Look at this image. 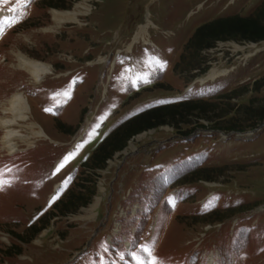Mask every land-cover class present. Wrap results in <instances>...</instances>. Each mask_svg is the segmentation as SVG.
<instances>
[{
    "label": "rangeland",
    "instance_id": "obj_1",
    "mask_svg": "<svg viewBox=\"0 0 264 264\" xmlns=\"http://www.w3.org/2000/svg\"><path fill=\"white\" fill-rule=\"evenodd\" d=\"M45 1H30L27 3L28 5L25 4L16 9L17 16H23L32 11L28 21L32 27L46 25L45 22L48 21V25L43 30L30 29L19 36L24 37V44L27 48L29 47V50L39 47L42 43V46L36 49V54L45 60L49 71L50 66L55 69V65L61 63L59 58L64 60L68 58L66 52H69L74 60L67 66L77 69L78 72L70 78L55 79L51 85V92L45 94L43 98L40 97L38 91L29 90L28 101L33 117L45 128L47 136L52 139L66 137L62 136L58 126L62 130H68L69 127L73 128L74 125H77L82 117L89 123L82 141L63 162L61 160L56 162V159H62L64 151L51 146L45 139H41L36 148L21 151L13 157L0 155V231H4L6 234L10 230L23 234L33 220L38 222L42 208H48L46 205L49 197L47 199V196L53 191V184L64 181L68 169L72 165L93 153L107 138L109 133L104 138L105 133L109 132L113 126L120 124L125 114L129 113L130 115L134 112L128 111L129 108L138 104L139 106H135L138 110L147 102H153L155 96L153 94L156 90H167L163 88V85H173L174 83L171 78L168 81H161L156 79L157 76L164 79L170 74L184 76L189 66L199 65L205 59L204 64L210 65V67L219 71L228 70L227 74L221 76L226 80L221 79L217 82L216 85L222 86L219 89L214 86V82L218 78L208 81L204 85L196 83L198 84L196 93H191L190 98L211 94H208V90H214L211 87L224 91L244 85L236 90L240 91L243 96L240 95L242 97L239 99L237 96L231 97V101H229L230 104H233L232 109L238 116L242 112L237 108H241V106L252 107V109L264 106V86H262L263 83H259L264 78V54L251 64L253 57L264 51V41L258 43L235 40L218 41L212 48L200 53L183 48L196 27L215 18L221 4L228 0L222 2H218V0H72L69 2L71 4L70 11L75 10L82 2L86 3L84 9L79 7V10L84 14L80 13L74 16L76 20L84 22L81 26L71 20L60 24L55 22L52 12L58 10L48 11V19L43 20L46 16L45 11L49 7ZM262 1L235 0L233 6L228 7L224 11L225 13L219 16L233 15L238 12L239 15L246 16ZM76 4L78 5L76 6ZM142 15H147L151 24L147 31L150 43L146 45L143 42L133 43L127 51L125 47L129 45L130 33L136 24L143 21ZM24 22L22 21V23ZM140 29L143 31L142 26ZM10 40L12 39L10 38ZM83 48L91 59L98 54L107 55L111 62V69L108 71L107 65L102 63L96 65L84 63V57L87 55L83 54ZM192 60L195 62L190 63ZM13 61V65L20 71L15 58ZM245 63V66H241ZM169 65L170 67H168ZM238 66L246 72L239 73L242 76L237 74L234 76ZM172 67L176 68L178 73L170 71ZM232 68L236 69L230 71ZM167 69L168 71L165 73ZM217 75L218 73L214 69L206 79L215 78ZM180 78L181 81L186 79ZM242 90L245 92H241ZM48 105L62 106L65 110L62 113L65 121L53 119L48 115L46 113ZM231 117L233 118L232 114ZM48 118L61 122L48 121ZM202 123L207 124L206 121H202ZM194 124L195 122L192 121L187 126L192 128ZM159 128L160 132L170 133L172 131L168 125ZM19 129L29 133V129L24 126ZM37 129L40 130V128ZM179 129L187 130L185 126ZM197 129L193 130L190 135L195 134ZM153 133L154 130L150 129L134 135L128 140L123 150L116 152L107 161L105 168L96 170L94 175L95 192L92 200L96 197L100 198L104 194L103 197L106 196V201L112 199L113 207L116 206L117 200L127 192L126 189L130 183L129 176L123 177L124 170L127 168L128 171L134 168L136 172H139L140 166L133 165L142 160L146 163L151 161L160 165H169L170 161H174L176 166H181L196 163L203 157L215 153L220 159L216 156L215 161L210 164L213 166L214 163L219 162L218 164L226 166L223 176H217L214 179L220 183L221 187L208 188L195 183L193 186L195 188H189V191L195 193L194 197L197 199L203 197L210 190L213 191L214 197L211 202H206L204 207L224 209L220 199L227 205L234 206L253 201H264V125L247 140H237L231 137L227 142L217 144L214 141L216 137H213L210 147L207 149L200 147L199 142L208 141L212 137L198 136L192 143L187 141L166 143L156 153H154L156 148L152 149V144L153 142L155 144L153 140L157 135L154 137ZM180 133L182 134V132ZM164 134L166 135L164 138L160 137L163 140L168 137V134ZM37 137L39 138V136ZM219 138L222 139L221 136ZM223 140H220V143ZM0 145L2 147L1 143ZM68 161L70 162L65 168ZM58 163L59 167L55 168ZM125 163H128L129 166H126ZM113 168L119 170V174L115 175V178L111 174ZM83 169L84 171L79 174L74 185H71L70 188L76 189V182L82 183L81 179L90 172L87 167ZM139 174L141 175V172ZM68 184L67 182L64 186L66 187ZM227 190H231V196L226 195ZM235 190L238 191L236 195H234ZM162 200L163 197H161ZM187 204L188 199L182 206L181 204L178 206L180 209L170 215L160 212L153 240L150 243L141 244L138 249L147 252L149 264H177L188 252L189 248L185 242L197 236L201 225L193 223L194 219L191 222V219L179 220L176 217L178 214L182 216L180 213L184 212ZM92 205L91 203L87 207H81L72 214L54 216L50 219L48 227L40 233L44 238L39 237L36 241L25 243L18 239L17 242L10 244L11 241L7 236L1 235L0 246H7L4 247V250L20 247L23 254L22 256L8 255L2 252L1 257L8 264H121L119 262L121 247L118 244V239L113 241L114 246L111 247L105 240L107 232L105 228L98 229L100 222L101 226L105 225L104 220L98 221L97 219L96 224L95 222L88 223L95 220V212L93 214L89 210ZM51 210L48 208L45 213L48 214ZM244 211L239 212L244 213ZM190 213L195 214V212ZM104 216L105 209L102 203L99 217L103 218ZM226 216L225 214L223 219L228 223L229 217ZM239 219L235 229L244 228L245 237H242L240 232L235 229L230 230L231 233L233 232L232 239L227 234L222 236L226 231L224 228L221 238L217 241L223 248H233L239 254L243 252L244 247L246 255L241 260L243 264H264V213L257 215L255 225L252 224L254 217L244 219L240 216ZM37 222H34L33 225ZM107 225H110V220L107 221ZM115 225L119 230L120 225ZM224 226L229 227L230 224L225 225L224 223ZM114 229L115 226L112 233H115ZM49 230L52 231L48 232ZM58 232H63L67 238H62ZM236 234L240 236L237 248L233 245ZM75 250H80L81 253L70 262V253Z\"/></svg>",
    "mask_w": 264,
    "mask_h": 264
},
{
    "label": "trees",
    "instance_id": "obj_2",
    "mask_svg": "<svg viewBox=\"0 0 264 264\" xmlns=\"http://www.w3.org/2000/svg\"><path fill=\"white\" fill-rule=\"evenodd\" d=\"M72 0H46L48 8L66 9L70 7ZM235 40L238 42H257L264 40V4L250 17L240 18L238 16L216 20L210 23H205L199 26L187 44L184 50H192L200 53L202 50L211 47L218 41ZM194 60L190 61L192 63ZM195 62V61H194ZM193 62V63H194ZM190 65V64H189ZM259 83H263L262 78ZM257 85V83H256ZM245 92V91H241ZM243 95L240 91H235L219 96L218 98L203 101H188L174 103L172 105L156 107L144 113H141L110 134L98 147L85 163L90 172L82 178V183L76 182L77 188L69 189L60 199L57 200L52 210L46 214L37 224L27 229L23 234H16L11 230V233L17 239L25 243L33 241L48 225L51 218L54 216H63L67 213L76 212L79 208L89 204L94 195L95 188V172L98 169H103L106 163L112 156L121 151L128 140L139 133L150 129H157L160 126L169 125L175 129H179L180 125H189L197 121H207L211 128L218 130H234L242 131L251 128L258 121L264 118V106L247 108L241 106L242 112L239 116L233 110V104H230V98ZM217 101V102H214ZM253 106V105H252ZM238 112V111H237ZM233 115V118L231 117ZM216 117V118H215ZM233 119V120H232ZM203 127L196 125V127ZM192 127L184 133H189L195 128ZM62 132L70 131L62 130ZM220 171L216 170H199L194 173L188 180L196 179H215ZM226 213H214L205 218V221L221 220ZM20 248V247H19ZM11 247L1 251L8 255L21 254V248Z\"/></svg>",
    "mask_w": 264,
    "mask_h": 264
},
{
    "label": "bare ground",
    "instance_id": "obj_3",
    "mask_svg": "<svg viewBox=\"0 0 264 264\" xmlns=\"http://www.w3.org/2000/svg\"><path fill=\"white\" fill-rule=\"evenodd\" d=\"M84 1H89V0H84ZM81 3V2H80ZM86 4V3H85ZM85 4H84V2H82L81 4H80V6H78V7H76V9H78L79 10V7H82V9H84V7H85ZM78 4H76V6H77ZM71 10V11H53L52 12V15H53V19H54V21H56L57 23H61V22H63V21H69V20H71V21H76V19L74 18V16H75V14H80V13H82V11H78L77 12V10ZM82 14H84V13H82ZM142 33H143V31H141V29H140V27L139 28H137V31H136V33H135V35L133 36V40H136L139 36H141L142 35ZM19 65H20V67H25V68H27L32 74H33V77H37V78H39V73H40V71L41 70H37V68H39L40 67V64H38V62H36V61H34V60H32V59H30V58H24V61H23V59L22 58H20V63H19ZM44 69H46V67L45 68H43V70ZM214 70V69H213ZM212 71V69L208 72V74L210 73ZM226 71H223V73H225ZM222 72H220V73H218V74H223ZM15 106L17 107V108H21V109H23L24 107H25V104L23 103V102H16L15 103ZM23 111L21 112V116L23 115ZM30 127L32 128V130L33 129H35L34 127H35V124L34 125H32V124H30ZM13 134H14V132H12ZM32 134H37V135H40L41 133H39V132H35V131H32ZM9 135H10V133H8L7 134V137H6V139H4L3 140V145H4V147L5 148H7L8 149V151L10 152V153H12V152H14V150H15V147H14V145H13V143H12V141L9 139ZM67 193V192H66ZM94 214V213H93Z\"/></svg>",
    "mask_w": 264,
    "mask_h": 264
},
{
    "label": "snow or ice",
    "instance_id": "obj_4",
    "mask_svg": "<svg viewBox=\"0 0 264 264\" xmlns=\"http://www.w3.org/2000/svg\"><path fill=\"white\" fill-rule=\"evenodd\" d=\"M7 2V0H0V3H6ZM23 2L24 3H30V0H23ZM10 11H11V9H10ZM3 29L2 28H0V31H2Z\"/></svg>",
    "mask_w": 264,
    "mask_h": 264
}]
</instances>
